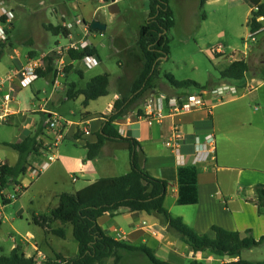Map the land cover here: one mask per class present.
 Returning a JSON list of instances; mask_svg holds the SVG:
<instances>
[{
  "label": "crops",
  "instance_id": "obj_1",
  "mask_svg": "<svg viewBox=\"0 0 264 264\" xmlns=\"http://www.w3.org/2000/svg\"><path fill=\"white\" fill-rule=\"evenodd\" d=\"M4 1L5 0H0V3H4ZM99 1L103 4L105 3L107 6L112 4L111 2L106 3L104 0ZM118 1L119 0L116 2ZM40 3L42 5L46 4L44 0H41ZM83 3L84 2H81V0H78L76 5L81 6ZM14 12L15 11H13L14 20L11 22L10 27L7 28L9 31V41L5 47H3L0 43V60L3 58L5 51L12 49L13 46L12 36L15 27V19L17 18ZM62 12V19L58 25H63L64 27L65 23L63 21V17L65 19V16H69V11L63 10ZM76 20H82L84 24L75 26L74 29L76 33L71 32L69 38H66L68 42L74 41L76 37H78L76 38L77 41L83 40L87 35L89 36L88 38H85L87 42L90 46L96 48L93 43V33L90 31L87 33L86 31L88 27L86 25L89 22H87L84 17H78L72 19V24H74ZM260 22L264 24V19ZM78 26H83L84 32L79 31ZM220 52L223 51L220 50ZM15 54L17 58L12 56V59L14 60L16 70L21 68V66L28 60H31H26V58L23 60L20 53L17 51ZM235 61L237 60L229 59V64L224 68L231 66V64ZM246 61L249 63L247 59ZM101 62L102 59L98 63ZM0 78H3L1 74ZM64 78L61 88L66 91V82L64 81ZM259 80H261L260 73H252L251 69L246 73L243 81H228L227 79L221 78L220 82L210 85L207 89H212L228 83V85L236 86L239 89L240 96L234 100L218 104L211 112L201 109L177 116H169L167 115V112H165L164 114L166 116L161 123L156 122V120L149 121V119H145L147 116L146 111H148L146 107L147 100L151 96L157 97L164 95L166 97H173L193 92L176 91L171 89V86L169 87L167 85H163L161 87L162 90H157L158 86L155 82L156 87L146 96V98L141 103L128 110L119 120L115 122L121 136L131 137V139H135L141 144L144 152L146 153L144 168L152 176H154V178L169 182L165 199V207L167 210L174 217L181 218L184 223L202 235L207 233L210 235L213 226H220L228 231L239 232L241 238L250 236L255 238L256 236L257 239L264 235V206L260 203V199L255 191L256 186H264V118L260 117L257 122H255L256 119L251 116L252 108H250L249 101L246 100L247 96L253 95L255 91L258 90L259 86L254 87L255 89L252 91L250 90V87H252L253 84ZM121 83H123L122 79L117 81L115 84L116 87H114L113 97H111L110 101H108L105 110L99 112L98 115L94 116L92 114V104L98 100H102L103 98H110L111 79L110 86L108 87V95L91 102L88 108L84 107L85 109L82 113L80 121H74L62 116L65 119L64 120L61 117L62 120L67 123L65 139L70 133L74 140V145L77 148L76 151H79V153L75 150H70L68 154L63 156L59 155V152L56 153L57 159L51 163L50 167L42 174V176L46 172H53L55 169H59L62 170L61 178L66 179V183L63 181L64 179L62 181L59 180V178L53 179L57 189L49 193L48 201L45 203L44 212L40 214L35 212L33 213V220L34 216L48 214L51 210L56 208L59 203V197L62 194L75 193L95 181H98L100 178L119 177V175H115L117 166H120L119 163L123 162L122 165L125 172L124 174L130 171V150L127 143L106 142L100 156L94 160H88V150L86 149L88 143L92 144L96 142V134L102 130L107 117L110 116L112 110H114L115 102L121 98L130 96V88L134 82L131 80L130 84H127L123 88H119ZM38 94V92L35 94L36 98H38ZM80 99L83 104L84 96H80L74 101H79ZM46 102L42 100L41 103L44 105H40L39 110L35 109L31 111L32 114L37 113L41 115L42 125H36L34 126L35 128L24 127L21 131V140L15 143L12 142L13 144L19 143L27 136L34 135L38 132L40 127H43L44 130L41 132L39 140L44 144V147H46L48 141L51 139L47 133L48 131L46 130V112L58 114L52 109L53 107L50 106L49 101L46 100ZM66 102L68 103L72 101H67L66 99ZM140 110H142L141 116L138 115V111ZM18 115H23V113L14 111V113H12L4 123H14ZM252 115L255 116L254 113ZM22 117L23 119L30 121L27 115H23ZM175 125L179 126V129L183 134L182 137L184 138L180 150L181 157H179L178 154L173 152L166 145V142L172 137V135H174ZM87 132L89 135L85 134ZM209 135H213L215 139V158L212 157L206 162L194 164L197 149L196 139L199 138L204 141V139ZM80 147H82V151L79 150ZM39 157H45V154ZM39 157H31L30 168L34 165H41L45 162V160H38ZM248 157L253 158V162L256 164L255 169H249L243 166V164L247 161L246 158ZM181 161H184V166L193 165L198 168L199 176L197 186L199 203L197 204L186 206L178 204V171L181 167H184L180 164ZM26 174L17 178L15 183L11 182L14 187L17 186L21 189L19 196L15 194V196L11 198L9 194L5 195V189L7 186L2 191L1 195L10 200L8 204H12L14 198H16V200H20L25 192L33 187H36V184L40 181V179H42V176L39 179H36L34 176L30 175V179L25 182L24 179L27 177ZM58 180L61 182L60 185L58 184ZM78 183L80 185L76 187ZM68 185L71 189H66ZM51 200L53 202H51ZM21 213L22 209L19 210L18 215L22 216ZM1 219L2 218L0 216V220ZM128 221L131 222L128 225V229L125 230L124 227L120 226V222L127 223ZM256 221L261 223L263 231L261 230L260 232H256L254 230L255 227L253 224ZM99 224L103 227V230H105V232L114 239H116L114 230L117 229L124 234L123 239L120 241H125L134 247L147 246L151 248L155 252V256L161 261L171 264H174L173 262L182 264L185 258H188L189 260L198 259V256L200 257L202 255L194 253L185 243L178 248L176 247V243L174 246H171L174 242L168 241L165 237V233L169 230L168 226L165 225L157 216L149 215L145 212L130 213L127 209H120L113 215L107 214L101 217L99 219ZM69 226L71 225L64 227L57 221L53 224L52 229L64 228L66 231V227ZM41 231V233L31 231L28 232L26 236L28 239L35 241L32 245L34 248L33 253L29 255L25 254L22 251V246L17 244L13 247L12 251L14 249H19V252L24 254L26 257H36L39 263L45 262L49 259H54L56 253L66 258H72L78 253L79 249L74 256H68L60 251H56L53 246H51V243L52 238L57 235H54L51 231L46 232L43 228H41ZM249 231L251 232L248 234L247 232ZM66 239L67 236L63 240L66 241ZM45 244H47L50 248L51 254L45 251ZM186 253L188 254L186 255ZM136 254L137 253H123V259L119 264H125L123 263L125 257L131 259H129L130 264H140L134 261L140 259L142 260V264H145V259L140 258V255ZM241 256L224 260H226L225 262L237 261L241 258ZM107 261L105 264L114 263L113 259H109ZM132 261L134 262L132 263Z\"/></svg>",
  "mask_w": 264,
  "mask_h": 264
},
{
  "label": "rangeland",
  "instance_id": "obj_2",
  "mask_svg": "<svg viewBox=\"0 0 264 264\" xmlns=\"http://www.w3.org/2000/svg\"><path fill=\"white\" fill-rule=\"evenodd\" d=\"M44 1L45 5L40 3L41 0H5L4 3H0V6L5 7L8 11H15L17 16L12 36L13 46L12 49L5 51L0 60V74L4 78L7 73L16 70L12 59V56L17 58L16 51L20 53L23 60L25 58L26 60L41 59L49 56L51 51L69 45L63 33L56 35L46 29L50 24L58 25L60 23L63 10L69 11V16H65V19L63 17L64 23H73L72 19L78 17H84L89 23L99 20L107 26V29L103 32L93 33L92 36L102 62L92 70H87L78 62L74 63V68L68 79V82H76L78 87L83 88L98 75L104 73L110 75V98H103L92 104L91 112L96 116L107 107L108 101L113 97L117 81L123 80L119 86V88H123L130 84L131 80L135 82L142 70L144 59L139 54L137 41L140 37L141 27L149 16V0H119L116 3L119 12L116 14H111L109 6L99 0H81L84 2L81 6L76 5L78 0ZM170 6L174 11L176 24L169 33L170 58L164 60L158 67V76L155 79L157 90H162L163 85L170 87L165 79L166 75H172L180 82L194 81L208 88L221 81L220 71L229 64V59H247L251 65L252 73H260L261 80L253 84V88L259 86L258 90L253 95L247 96L246 100L249 101L250 108H252L251 116L256 119L255 122L260 117L264 118V30L256 37L250 35L248 20L251 17V7L248 0H207L204 7L201 6V0H170ZM8 27H10L9 24ZM74 28L70 31L76 33ZM78 29L84 32L83 26H78ZM76 38L74 41H77ZM218 49L223 52H218ZM52 66L55 70L54 62H52ZM65 69L62 70V73L66 77ZM79 70L83 71L82 77H80ZM60 80L63 83V79ZM53 81L54 79L51 78H41L31 88L17 91L16 100L11 103L10 108L23 113L24 116L27 115L30 121L23 119V115H18L14 123L0 124V161L12 166L16 165L19 153L7 144L21 140V131L24 127L33 128L36 125H42L41 115L31 113L35 109L39 110L40 105H44L41 103L42 100H48L52 109L61 117L74 121L81 120L85 109L81 99L67 103L66 91L62 88L53 89ZM64 81H66L65 78ZM174 90L185 92L180 89ZM187 91L196 92L197 90L196 87H193ZM37 92L39 93L38 98L35 96ZM253 113L255 116L252 115ZM76 149L74 140L69 133L56 151L63 156L70 150L76 151ZM79 150L82 151V147ZM76 152L79 153V151ZM38 160H46V158L39 157ZM246 160L243 166L255 169L256 164L253 162V158L248 157ZM122 164L123 162L117 166L115 175H125ZM26 175L25 182L32 175L31 168ZM61 176L62 170L59 169L46 172L36 187L25 192L20 200L14 198L12 204H3V196L0 195V216L3 222L0 231L1 255H9L16 244L22 246V251L27 255L34 252L32 245L35 241L26 236L31 231L35 233L42 231L41 227L34 223L33 213L44 212L49 193L57 189L53 179L59 178L62 181L64 178L62 179ZM40 177L34 178L39 179ZM59 180L58 184L60 185ZM63 181L66 183V179ZM78 185L80 184L78 183L76 187ZM66 189H71V187L69 188L68 185ZM6 194H9L11 198L15 196L14 186L11 182L5 189ZM19 194L17 195L19 196ZM51 202L53 201L51 200ZM21 209L22 216L18 215ZM130 222H120V226L126 230ZM253 226L256 232L263 231L264 224L261 226L259 221H256ZM72 231V226L66 227V241L55 236L52 238L51 246L56 251L74 256L79 246ZM165 237L168 241L174 242L171 246H174L175 243L177 248L183 245L176 232L171 229L165 233ZM45 251L51 254L47 244H45ZM137 254L140 255V258L145 259V264H152L146 256ZM241 258L251 263L264 262V244L251 250H244ZM129 259L125 257L123 263L130 264ZM198 259L207 264H222L226 261L215 258L210 253H204L200 257L198 256ZM134 261L142 264L141 259ZM189 261L188 258H185L182 264H187Z\"/></svg>",
  "mask_w": 264,
  "mask_h": 264
},
{
  "label": "trees",
  "instance_id": "obj_3",
  "mask_svg": "<svg viewBox=\"0 0 264 264\" xmlns=\"http://www.w3.org/2000/svg\"><path fill=\"white\" fill-rule=\"evenodd\" d=\"M104 1L112 3L111 0ZM262 1L248 0L251 7L248 26L251 34L255 37L264 30V24L258 20L264 18V3ZM205 3L206 0H201L202 7ZM148 9L149 16H147L146 23L141 27L140 37L137 41L138 51L144 59L142 70L130 88V96L115 102L114 110L107 117L102 130L96 134V142L88 143L86 146L88 160H94L100 156L106 142L127 143L131 154V170L123 176L100 178L75 193H64L59 197L57 207L50 213L34 216L36 225L45 229L46 232L51 231L61 239H65L66 231L64 228L52 229L53 224L58 221L64 227L73 226V236L79 246V251L74 257L66 258L56 253L54 259L39 263L36 257H26L19 252V249H14L9 255L0 254V264H105L109 259H113V264H119L125 252L128 254L142 253L152 264H171L159 260L151 248L131 246L125 241L114 239L103 230L99 224V219L107 214L113 215L120 209H127L130 213L145 212L157 216L169 229L176 232L182 243L187 244L196 254L210 253L211 256L224 260L241 256L244 250H251L264 244V235L258 240L251 236L241 238L239 232L228 231L220 226H213L210 235H202L184 223L181 218L174 217L165 207L169 182L154 178L144 168L146 153L141 144L131 137L121 136L115 125L117 120L128 110L141 103L156 87L155 79L158 76V67L164 60L170 58L169 33L176 24L170 0H149ZM2 21L5 22L6 17ZM90 25L91 23H87L89 31L94 33ZM46 29L56 35L63 33L65 38H69L71 35V31L63 25H50ZM5 45L2 44L3 47ZM85 56L95 57L99 62L101 61L98 50L92 46L83 50L68 51L65 86L67 101H74L78 97L84 96L83 105L88 108L91 102L108 95L111 77L108 73L98 75L92 78L84 88H78V84L75 82H68L74 63L80 62ZM53 61L52 55L46 57L45 70L38 71L39 79L57 77V71L52 66ZM249 70L250 64L246 60H237L231 66L221 70L220 76L228 81H243ZM79 74L82 77L83 71L79 70ZM165 79L173 89L185 90V92H190L187 90L193 87H196L197 91L207 89L194 81L180 82L172 75H166ZM141 111H138L140 116L142 115ZM43 130V127H40L38 132L23 138L19 143L7 144L19 155L15 166L5 164L2 167L0 193L10 182L15 183L17 178L27 173L29 166H31L30 159L32 156L39 157L42 155L45 147L39 140V136ZM198 176L197 166L189 165L179 169V205L186 206L199 203ZM255 191L260 203L264 206V186H256ZM3 200V204L10 202L6 197H3ZM2 225L3 222L0 220V231ZM187 264L207 263L198 259H191ZM222 264H264V262L251 263L240 258L237 261Z\"/></svg>",
  "mask_w": 264,
  "mask_h": 264
},
{
  "label": "built area",
  "instance_id": "obj_4",
  "mask_svg": "<svg viewBox=\"0 0 264 264\" xmlns=\"http://www.w3.org/2000/svg\"><path fill=\"white\" fill-rule=\"evenodd\" d=\"M6 17V21L3 22L2 19ZM14 19L13 11H8L5 7L0 6V43L7 44L8 43V29L7 25H11V22ZM264 18L258 19L262 21ZM82 20H76L74 24H64V27L71 30L76 25H83ZM87 26V25H86ZM87 33H89V28L86 29ZM263 31V30H262ZM252 37L255 35L251 34ZM89 36H85V38ZM71 41L67 47H59L56 50L51 51L50 55L54 57V64L56 65L57 77L53 83V89L57 90L62 87V81L60 79L64 78V73L62 70L67 66V54L69 50H83L88 48L90 44L86 39ZM220 52V50H217ZM45 59L43 57L41 59L34 58L28 60L25 64L21 66V68L17 70H13L4 78H0V124L4 123L6 119L14 113L12 110L11 103L15 102V96L18 90L26 89L31 87L37 80H39L38 71L45 70ZM98 60L95 57L85 56L80 63L87 70L94 69ZM255 88L250 87V90H254ZM238 88L233 85H228V83L222 84L212 89H200L193 93H185V95H177L173 97H166L164 95L160 96H151L147 100L146 107L148 111H146L147 116L146 120L154 121L161 123L165 118V112L169 116H177L184 115L198 110H207L212 111L215 106L218 104H223L225 102L231 101L239 97ZM249 90V91H250ZM45 93V92H44ZM46 102V101H44ZM47 103V102H46ZM46 130L48 131V135L50 136V140L48 144L42 151V155L45 154V162L41 165H34L31 168L32 175L34 177H40L49 167L50 164L53 163L57 159V149L59 145L65 139L66 132V122H64L56 113H48L46 112ZM174 135L166 142V145L173 152L178 154L181 157L180 150L182 147V142L184 138L182 137V133L179 129L178 125L174 127ZM89 135V133H85ZM196 154L194 159V164H198L200 162H206L209 158H215L216 156V145L215 139L213 135L207 136L204 141L199 138L196 139ZM56 151V152H55ZM180 164L182 166L185 165L184 161H181ZM5 165L3 161H0V173L2 167ZM1 187V182H0ZM15 194L21 192V189L17 186L14 187ZM2 193V192H1ZM0 193V195H1ZM116 240L123 239V233L117 229L114 230ZM187 245V244H186Z\"/></svg>",
  "mask_w": 264,
  "mask_h": 264
},
{
  "label": "water",
  "instance_id": "obj_5",
  "mask_svg": "<svg viewBox=\"0 0 264 264\" xmlns=\"http://www.w3.org/2000/svg\"><path fill=\"white\" fill-rule=\"evenodd\" d=\"M111 1H112V4L109 5V10L111 14H116L119 12L118 5L116 4L117 0H111ZM90 26H91L92 31L96 33L103 32L107 29V26L99 21H93Z\"/></svg>",
  "mask_w": 264,
  "mask_h": 264
}]
</instances>
